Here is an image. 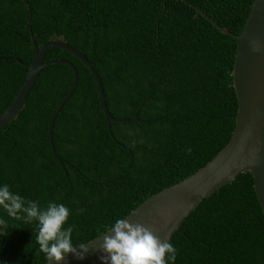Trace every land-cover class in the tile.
<instances>
[{"label":"trees","instance_id":"1","mask_svg":"<svg viewBox=\"0 0 264 264\" xmlns=\"http://www.w3.org/2000/svg\"><path fill=\"white\" fill-rule=\"evenodd\" d=\"M0 0V113L21 86L38 47L78 49L101 79L110 130L94 79L73 54L48 49L71 69L43 67L18 113L0 129V183L39 206L65 204L73 245L100 235L159 189L190 175L228 141L237 109L231 82L236 40L252 0ZM16 57L17 59H14ZM59 157L61 161L58 160ZM0 236L3 264H42L37 224L12 219ZM170 239L167 264H264V215L248 171L237 174L185 216Z\"/></svg>","mask_w":264,"mask_h":264},{"label":"water","instance_id":"2","mask_svg":"<svg viewBox=\"0 0 264 264\" xmlns=\"http://www.w3.org/2000/svg\"><path fill=\"white\" fill-rule=\"evenodd\" d=\"M22 1L29 12L28 25L30 26V8L26 0ZM190 5L220 31L236 40L231 82L236 96L237 109L228 141L210 160L185 178L152 193L123 217L129 221L141 223L149 228L154 235L169 238L179 228L185 216L203 198L244 171H248L252 176L255 197L264 215V0L251 1L243 28L238 34L228 32L205 12L195 5ZM30 41L33 46L32 59L30 63L24 64L26 67L24 80L11 102L0 113V129L18 113L40 70L50 64L64 63L71 69L72 81L68 91L51 114L47 126L48 142L55 154L52 142L53 121L56 113L76 86L77 70L73 63L67 59L57 58L42 61L45 52L54 47L67 50L90 71L96 84L99 103L108 130H110L109 122L111 120L124 122L135 119V117L131 119L115 118L108 112L101 79L94 69L93 62L89 61L78 49L61 41L48 42L38 47L35 43V36L31 32ZM14 59L17 58L14 57ZM57 158L61 161L59 157ZM107 230L78 244L87 247L82 259L68 253L64 255L59 264H101L98 257L103 253L97 247L103 235L111 234L110 230ZM42 264H46V262ZM48 264H57V262L50 261Z\"/></svg>","mask_w":264,"mask_h":264},{"label":"clouds","instance_id":"3","mask_svg":"<svg viewBox=\"0 0 264 264\" xmlns=\"http://www.w3.org/2000/svg\"><path fill=\"white\" fill-rule=\"evenodd\" d=\"M0 210L9 218L36 222L35 239L46 264H59L68 253L82 259L87 251L85 245H73V227L64 226L69 208L63 203L48 201L41 207L37 201L11 191L7 183H0ZM5 227L6 221L0 218V236L6 234ZM108 230L111 234L103 235L97 247L103 253L98 257L101 264H167L176 256V245L169 237L154 235L139 222L117 217Z\"/></svg>","mask_w":264,"mask_h":264}]
</instances>
